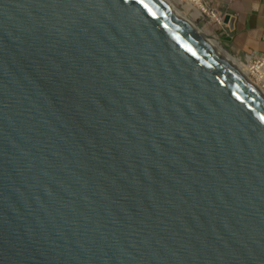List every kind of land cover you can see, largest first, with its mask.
<instances>
[{"label":"water","instance_id":"obj_1","mask_svg":"<svg viewBox=\"0 0 264 264\" xmlns=\"http://www.w3.org/2000/svg\"><path fill=\"white\" fill-rule=\"evenodd\" d=\"M0 264H264V93L162 0H0Z\"/></svg>","mask_w":264,"mask_h":264},{"label":"crops","instance_id":"obj_2","mask_svg":"<svg viewBox=\"0 0 264 264\" xmlns=\"http://www.w3.org/2000/svg\"><path fill=\"white\" fill-rule=\"evenodd\" d=\"M203 1L222 18L225 44L233 52L249 55L264 52V0Z\"/></svg>","mask_w":264,"mask_h":264},{"label":"bare ground","instance_id":"obj_3","mask_svg":"<svg viewBox=\"0 0 264 264\" xmlns=\"http://www.w3.org/2000/svg\"><path fill=\"white\" fill-rule=\"evenodd\" d=\"M167 6H169L178 16L184 19L197 33L201 36L207 43H209L219 54H221L235 69H237L242 75H244L250 82H252L257 88H259L262 92L264 91V71L262 70L261 64H264V58L261 61H256L255 64H251L250 59L251 55H255L254 53L249 55V60L247 61V65H245V69L239 63L237 57L230 55L227 51H225L221 44L214 40L213 38L208 37L204 31L200 28L189 22L177 9H175L169 0H162ZM176 2H181L182 0H175ZM174 1V2H175ZM183 7L188 11L191 10L190 17H197L201 11L205 12V8L201 3V0H184ZM186 11V12H187ZM213 18H217L215 14L211 11L208 12ZM217 20L220 22L222 18L218 17ZM225 23V22H224ZM227 23V21H226ZM225 23V24H226ZM228 27V26H227Z\"/></svg>","mask_w":264,"mask_h":264},{"label":"rangeland","instance_id":"obj_4","mask_svg":"<svg viewBox=\"0 0 264 264\" xmlns=\"http://www.w3.org/2000/svg\"><path fill=\"white\" fill-rule=\"evenodd\" d=\"M172 4V6L177 9L189 22L200 28L202 31L205 32V34L213 38L214 40L218 41L221 44V47L227 51L230 55L237 57L239 63L243 68L245 69V65H247V61L250 57H246L244 53H235L233 52L226 44H225V34L223 33V29L221 28V22L219 23L217 21L218 15L215 13L217 18H213L208 12H211V8L209 5H207L203 0H201L202 5L206 9L205 12L201 11V13L197 17H190L191 10H186L183 7L184 0L181 2H176L175 0H169ZM175 1V2H174ZM187 11V12H186Z\"/></svg>","mask_w":264,"mask_h":264},{"label":"built area","instance_id":"obj_5","mask_svg":"<svg viewBox=\"0 0 264 264\" xmlns=\"http://www.w3.org/2000/svg\"><path fill=\"white\" fill-rule=\"evenodd\" d=\"M211 11L215 12L213 9H211ZM217 21L220 23L219 20H217ZM254 54L255 55H253V56L251 55V59H250V62L252 60L251 64H253V65L255 64L256 61H261V59L264 58V52H262V53H254ZM261 66H262V70L261 71H264V64H261ZM263 93H264V91H263Z\"/></svg>","mask_w":264,"mask_h":264},{"label":"clouds","instance_id":"obj_6","mask_svg":"<svg viewBox=\"0 0 264 264\" xmlns=\"http://www.w3.org/2000/svg\"><path fill=\"white\" fill-rule=\"evenodd\" d=\"M219 17V16H218ZM221 23H222V21H221Z\"/></svg>","mask_w":264,"mask_h":264}]
</instances>
